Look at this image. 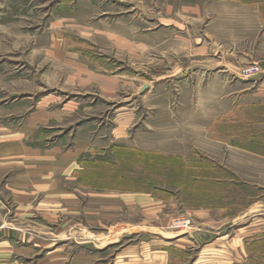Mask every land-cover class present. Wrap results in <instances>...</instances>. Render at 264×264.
Returning a JSON list of instances; mask_svg holds the SVG:
<instances>
[{"label": "rangeland", "instance_id": "obj_1", "mask_svg": "<svg viewBox=\"0 0 264 264\" xmlns=\"http://www.w3.org/2000/svg\"><path fill=\"white\" fill-rule=\"evenodd\" d=\"M111 28L139 36L121 45L103 34ZM83 66L122 79L115 100L76 84L79 120L48 134L67 144L83 127L108 134L125 108L139 123L129 144L83 156L80 184L176 195V231L192 229L184 213L206 205L248 212L218 236L239 237L235 262L264 264V235L250 240L241 229L260 218L251 206L264 209V0H0V122L24 110L15 100L48 92L49 75L69 89ZM254 68L260 74L249 77ZM188 219L190 228L173 227Z\"/></svg>", "mask_w": 264, "mask_h": 264}, {"label": "crops", "instance_id": "obj_2", "mask_svg": "<svg viewBox=\"0 0 264 264\" xmlns=\"http://www.w3.org/2000/svg\"><path fill=\"white\" fill-rule=\"evenodd\" d=\"M182 4L183 11L191 12V2ZM195 10L201 15L200 8ZM103 34L121 45L127 37L139 36L112 28ZM62 44L56 46V59L64 57ZM83 68L69 89L57 74L53 80L49 75L44 81L48 92L15 100L13 108L24 110L0 122V264H221L225 259L239 264V237L229 241L228 232L218 236L217 231L235 228L250 217L248 212L206 205L184 213L191 215L192 229L176 231L170 225L180 215L176 195L165 200L150 191L80 184L83 156L96 147L129 144L131 128L139 123L137 110L125 108L115 115L108 134L83 127L70 144L48 134L79 120L83 101L76 84L98 85L101 98L115 100L122 79ZM248 211L260 218H250L240 228H249L247 239H258L264 235V209L255 203ZM131 234L137 239L123 244Z\"/></svg>", "mask_w": 264, "mask_h": 264}, {"label": "built area", "instance_id": "obj_3", "mask_svg": "<svg viewBox=\"0 0 264 264\" xmlns=\"http://www.w3.org/2000/svg\"><path fill=\"white\" fill-rule=\"evenodd\" d=\"M247 73L249 77H253V76L259 75L260 71H259V68H254L253 70H248ZM190 225H191V221L188 219V220H185L184 222L175 223L173 227L174 228H182V227L190 228Z\"/></svg>", "mask_w": 264, "mask_h": 264}, {"label": "trees", "instance_id": "obj_4", "mask_svg": "<svg viewBox=\"0 0 264 264\" xmlns=\"http://www.w3.org/2000/svg\"><path fill=\"white\" fill-rule=\"evenodd\" d=\"M42 132V131H41Z\"/></svg>", "mask_w": 264, "mask_h": 264}]
</instances>
